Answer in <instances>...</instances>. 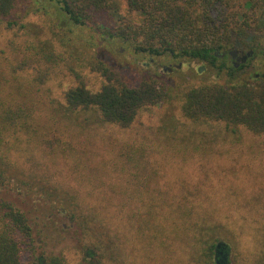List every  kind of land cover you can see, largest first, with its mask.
Returning a JSON list of instances; mask_svg holds the SVG:
<instances>
[{
    "label": "trees",
    "instance_id": "trees-1",
    "mask_svg": "<svg viewBox=\"0 0 264 264\" xmlns=\"http://www.w3.org/2000/svg\"><path fill=\"white\" fill-rule=\"evenodd\" d=\"M30 12L40 15L61 51L45 54L25 39V49L35 53L20 57L16 39L21 32L27 36L32 31L33 22L27 20ZM98 12H109L114 26L93 27ZM83 29L91 32L90 37L83 38L78 47L76 39L81 40ZM2 32L12 33L4 41L14 52L12 57L11 52L0 58L2 161L22 142L45 154L73 155L71 141L43 118L39 98L32 91L55 70L75 78L63 91L64 109L70 114L91 113L103 123L127 128L142 110L178 101L187 121L222 125L236 139L243 131L264 136V65L245 62L236 67L227 60L232 50H252V59L258 54L264 57V45L257 41L264 37V0H0V37ZM101 50L118 57L124 51L146 67L198 62L201 76L206 77L209 68L217 78L169 85L153 73L129 84L117 67L99 55ZM36 58L42 62H29ZM85 70L100 77L97 89L88 86L82 74ZM144 153L142 146L126 145L113 156L111 170L118 173L117 178L120 174L127 177H122L125 182L118 189L112 181L106 182L111 176L105 167L97 168L101 179L92 180L99 179L105 188L87 195L101 203L99 206L80 199L77 190L55 188L57 213L72 222L73 236H77V245L70 248L77 261L81 259L76 264H115L117 233L122 226L130 229L134 224L130 231L142 243L143 257L149 263H155L160 254H171L173 259L179 249L183 264H217L215 248L223 234L214 230L216 224L208 220L206 212L200 214L188 204L186 195L160 192L152 184L156 173L142 161ZM5 181V172L0 170V185ZM194 216L199 219L194 221ZM263 238L264 227L258 239L261 245ZM47 252L36 243L27 211L0 197V264H71L64 253Z\"/></svg>",
    "mask_w": 264,
    "mask_h": 264
},
{
    "label": "rangeland",
    "instance_id": "rangeland-1",
    "mask_svg": "<svg viewBox=\"0 0 264 264\" xmlns=\"http://www.w3.org/2000/svg\"><path fill=\"white\" fill-rule=\"evenodd\" d=\"M121 13L127 15L125 9H121ZM94 16L93 27L114 26L109 12H98ZM27 20L33 22L30 25L32 31L27 32V36L21 32L20 38L16 39L20 42V57L25 52L28 56L35 53L34 49H25L22 44L25 39L33 41L45 54H56L62 50L57 41L50 38L40 15L30 12ZM90 33L85 29L81 31V40L76 39L78 47H82L83 38L86 40ZM1 35L0 58L11 52L9 57H12L14 52L4 41V36L11 37L12 33L2 32ZM257 41L264 45V37ZM122 52V57L107 54L104 50L99 51V55L117 67L129 84H136L141 77L153 73L160 75L169 85L210 82L217 78L209 68L205 71L206 77L201 76L198 69L202 64L198 62L180 63L179 68L171 64L146 67L142 64L144 62H135L132 55ZM252 55L247 62L264 65L261 54L253 59ZM164 67L171 70H164ZM59 71H53L43 84L35 85L32 91L39 98L43 118L56 125L60 132L64 131L63 138L71 141L73 155L62 158L45 154L40 148L22 142L20 148L17 144L18 148L9 151L8 158L0 160V170L7 177L4 186L0 185V197L27 211L38 245L47 249L49 255L62 256L64 253L68 263L76 264L81 260L77 261L70 250L77 245V236H73L72 222L57 213L59 201L55 200L54 194L58 189L77 190L80 199L95 206L101 205L87 195L90 191H103L105 188L100 183L97 168L104 166L108 177L111 176V179L106 178V182L112 181L118 189L127 177L120 174L125 180L120 176L117 178L118 173L111 170L114 168L112 158L124 146L132 145L145 148L142 161L156 173L152 184L155 183L160 192L186 195L188 204L200 214L206 212L208 220L216 224L214 230L223 234L219 241L228 245L225 264H264V238L263 245L258 242L260 228L264 227V136L243 131L236 139L228 135L222 125L187 121L180 113L178 101L142 110L127 128L103 123L91 113L70 114L64 109L63 91L75 82V78ZM82 74L89 87L98 88L101 79L97 74L87 70ZM22 87L26 88L28 84H22ZM95 177L99 179L92 180ZM196 219L199 216L194 221ZM129 228L126 225L123 229L122 226L117 233L119 249L118 256L114 257L115 264H183L179 249H175L173 259L170 253L169 257L160 254L155 263H149L148 257H143L142 243L136 233L130 231L134 230L135 224Z\"/></svg>",
    "mask_w": 264,
    "mask_h": 264
},
{
    "label": "water",
    "instance_id": "water-1",
    "mask_svg": "<svg viewBox=\"0 0 264 264\" xmlns=\"http://www.w3.org/2000/svg\"><path fill=\"white\" fill-rule=\"evenodd\" d=\"M236 51L232 50L229 52V55L234 57L236 55ZM253 51L252 50H248L246 54L242 55L239 60L240 63H244L248 57H250L252 55ZM177 68H179L181 66V64L175 65ZM235 66H239V63L236 62ZM168 71L171 70V68H167ZM219 249H220V253H219ZM215 259L217 264H224L227 261V254H228V245L222 241L217 242L216 244V248H215ZM220 256V259L218 260L217 256Z\"/></svg>",
    "mask_w": 264,
    "mask_h": 264
},
{
    "label": "flooded vegetation",
    "instance_id": "flooded-vegetation-1",
    "mask_svg": "<svg viewBox=\"0 0 264 264\" xmlns=\"http://www.w3.org/2000/svg\"><path fill=\"white\" fill-rule=\"evenodd\" d=\"M247 51L248 50H246V51H236L237 53H236V55L234 56V57H232V56H230L229 55V53H228V58H229V61L228 62H232L234 65H235V63L236 62H238L239 64H240V60H239V58L242 56V55H244V54H246L247 53ZM230 52V51H229ZM249 58V57H248ZM248 58H247V60H248ZM247 60L245 61V62H247ZM165 69H167L166 67H164V70ZM219 253H220V249H219ZM217 258H218V260L220 259V256L218 255L217 256ZM226 263V262H225ZM224 263V264H225ZM223 264V263H222Z\"/></svg>",
    "mask_w": 264,
    "mask_h": 264
}]
</instances>
